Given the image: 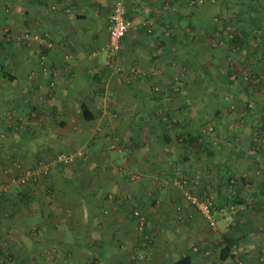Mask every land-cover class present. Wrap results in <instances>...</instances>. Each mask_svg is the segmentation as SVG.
<instances>
[{
	"label": "rangeland",
	"instance_id": "374dc122",
	"mask_svg": "<svg viewBox=\"0 0 264 264\" xmlns=\"http://www.w3.org/2000/svg\"><path fill=\"white\" fill-rule=\"evenodd\" d=\"M182 2L185 7L199 6L202 20L190 21L189 41L185 37L176 39L170 26L172 36L175 43L182 40V47L196 46L198 54L184 55L181 60L175 54L166 83L148 86L158 99L147 121L153 129L150 134L154 156L146 155V147L139 148L140 154L157 161L159 171L155 174L162 187L159 202L153 195L149 201L140 196L136 203L128 195L121 203L120 195L112 198L108 191L110 196H105V173L116 172L114 176L118 177L126 171L141 177L148 173L150 164L142 161L143 168L130 171L122 160L129 151L121 142L106 149L104 144L90 147L88 140L74 142L75 129L61 127L69 132L65 140L61 139V147L53 146L37 157L35 144L29 143L30 148L24 151H30L32 156L20 154L22 159L18 160L19 152L15 156L11 151L8 162H0V182L7 184L0 194V226L7 224L9 236L22 239L16 242L23 252L42 245L37 244L42 240L38 224L47 220L60 224L65 239L77 238L76 246L85 240L103 250L104 263L83 247L53 244V236L45 230L48 241L39 255L52 264H162L160 250L164 244L172 243V253L165 256L164 263L189 252L193 264H264V0ZM5 115L12 119L10 113ZM187 132L198 133L212 153L201 148L195 152L185 146L180 134ZM164 134L171 135V139L165 142ZM57 153L71 159L55 161ZM216 162L223 165L215 166ZM138 164L136 167H140ZM38 166H44L46 171L24 181H9L12 175L19 177L23 170ZM231 173L236 180L228 183L226 176ZM183 179L190 192L208 197L215 205L235 203L238 211L234 222L227 225L219 218L211 226L183 196L179 186ZM164 191L175 198L168 199ZM120 204L126 207L124 218L135 217V209L144 218L141 222L136 216L133 234L128 231L129 235H120L121 240L117 229L113 235H105V221L115 217L113 206L116 209ZM165 208L167 222L162 223ZM70 223H76L79 234L75 237ZM22 225L25 234L17 229ZM229 232L238 237V245L230 258L221 260L219 242ZM134 240L137 245H133ZM147 245L158 249L148 253ZM70 248L77 252L76 257ZM14 252L0 250V259L6 264H18V254Z\"/></svg>",
	"mask_w": 264,
	"mask_h": 264
},
{
	"label": "crops",
	"instance_id": "0c3cea01",
	"mask_svg": "<svg viewBox=\"0 0 264 264\" xmlns=\"http://www.w3.org/2000/svg\"><path fill=\"white\" fill-rule=\"evenodd\" d=\"M182 1L126 0V15L133 25L122 38L118 59L121 70L114 71L104 63L105 53L101 50L108 42V17L114 0H0V162H8L11 151L15 156L19 152L18 160L22 159L20 154L32 156L30 151H24L30 148L29 143L35 144L37 157L44 156L53 146L61 147V139L69 133L60 129L65 126L70 131L75 129L76 143L88 140L86 144L90 147L104 144L105 149L118 142L125 148L131 145L133 149L122 159L130 171L143 168L142 161L150 164L148 173L141 177L126 171L118 172V177L114 176L116 172L105 173V196L108 191L112 198L120 195L125 199L131 195L136 203L140 196L149 201L153 195L158 201L162 187L155 174L159 171L157 161L152 158L153 129L147 123L158 99L148 86L166 83L175 54H179L178 60L184 55L198 54L194 45L182 47V40L175 43L172 32L168 31V26H172L176 39L187 40L190 21L202 20L199 6L185 7ZM25 31L47 36L52 45L45 47L26 38ZM95 50L99 51L94 53ZM82 102L91 111L92 119L83 118ZM5 113H10L12 119ZM147 137L149 146L143 143ZM140 147H146L149 150L146 155L152 156L146 158L140 154ZM137 163L140 167H136ZM167 197L175 198L169 193ZM113 210L115 217L105 221V235H113L114 229L118 230L117 237L129 235L128 231L133 234L135 219L124 218L125 205H117L116 209L113 206ZM166 214L167 208L162 223L167 222ZM46 221L38 224L42 240L37 244L42 245L27 252L21 250V238L9 236L7 224L0 226L1 252L15 251L18 264H52L50 259L39 255L48 241L45 230L53 236L50 239L55 245L78 246L77 238L65 239L60 224ZM75 224H69L74 237L79 234ZM22 227L17 229L25 234ZM134 244L137 245L136 240ZM172 244H164L160 250L162 264L165 256L172 253ZM148 249L149 253L158 247L147 245ZM71 251L76 257L77 252ZM0 264L6 262L0 259Z\"/></svg>",
	"mask_w": 264,
	"mask_h": 264
},
{
	"label": "built area",
	"instance_id": "2783aa9c",
	"mask_svg": "<svg viewBox=\"0 0 264 264\" xmlns=\"http://www.w3.org/2000/svg\"><path fill=\"white\" fill-rule=\"evenodd\" d=\"M132 25V20L126 15V0H114L112 10L108 17V42L106 46L101 48L105 53L104 63L114 71L121 70L118 61L121 42L123 36ZM24 36L26 38H32L40 44H44L45 47H50L52 45V41L41 33L25 31ZM98 51L99 50H95L94 53ZM69 159H71V156H66L63 153H57L55 157V161L60 162H67ZM45 171L46 168L44 166H38L36 169L28 168L23 170L19 177L12 175L9 181L14 182L16 179L24 181L35 173ZM185 182L186 180L183 179L179 184L183 196L200 211L211 226H215L219 218L227 225L234 222L238 211L235 203L214 205L208 197L197 196L190 192L185 187ZM176 183H178V181H176ZM6 185V183L0 182V194L7 189ZM133 213L141 219V222L143 221L144 218L138 209H135ZM205 252H208V250Z\"/></svg>",
	"mask_w": 264,
	"mask_h": 264
},
{
	"label": "trees",
	"instance_id": "16d2710c",
	"mask_svg": "<svg viewBox=\"0 0 264 264\" xmlns=\"http://www.w3.org/2000/svg\"><path fill=\"white\" fill-rule=\"evenodd\" d=\"M168 31L172 32V29L170 28V26H168ZM200 67L207 72L209 71V69H207V67H205V65H202V63H200ZM81 108H82L83 118L92 119L93 116L91 114V111L89 110V108L87 107V105L84 102L81 103ZM262 127L264 129V124ZM180 135H181V141L184 143L185 146H188L189 149L193 148V151H195V152L200 151V148L204 149L205 151L209 150L207 148L208 146H206L204 144V142L201 139H199L200 136L198 135V133L187 132L185 134L181 133ZM228 138H229L228 135H226L225 139H228ZM165 139L168 140V139H171V137L168 136L167 134H164V140ZM143 143L147 146L150 145V140L148 139V137L143 141ZM126 147L129 149V152L131 151V149H133L131 147V145H127ZM208 153L211 154L212 152L209 150ZM184 159H187V158L184 157ZM220 165H223V163H220V162L215 163V166H220ZM235 180H236V178H235L234 174H232V173L226 176V181L228 183H230V181L234 182ZM128 197H129L128 199H130L132 196L128 195ZM122 200H125V199H122ZM220 204L221 203H219L218 205H220ZM132 218L134 219L137 217L135 216ZM77 245L80 247H83L87 250H90L96 258H98L99 260H101L104 263L103 258H102L103 257V253H102L103 250H101L98 246H96L93 243H89L85 240H84V242H81ZM219 245H220L219 258L221 260H225L227 258H230L233 255L232 251L238 245V237L234 236L230 232L225 233L224 236L221 238ZM164 264H193V258L189 252H186V253H182L181 255H179L177 258L171 260L170 262H167Z\"/></svg>",
	"mask_w": 264,
	"mask_h": 264
}]
</instances>
